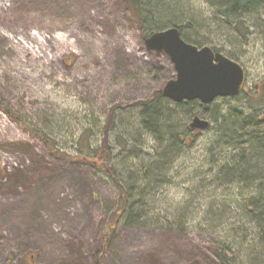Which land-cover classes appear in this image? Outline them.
<instances>
[{"label":"rangeland","instance_id":"rangeland-1","mask_svg":"<svg viewBox=\"0 0 264 264\" xmlns=\"http://www.w3.org/2000/svg\"><path fill=\"white\" fill-rule=\"evenodd\" d=\"M160 4L148 15L147 33L177 18L181 24L191 21L181 33H199L198 38L240 62L246 87L236 96H218L207 107L201 101L180 106L158 100L160 107L167 103L176 113L168 126L179 134L189 131V144L174 162L168 161L161 176L150 180L145 196L150 218L133 225L120 221L105 254L108 264H150L149 255L161 264H215L213 242L229 243L233 235L227 237L224 227L240 216L247 219L243 210L225 223L218 216L235 196L250 192L243 180L234 182L236 170L243 169L241 151L218 140L223 115L229 112L264 118V110L251 107L248 96L264 78V9L244 16L249 29L243 36L231 24H222L209 0ZM145 40L125 0H0V100L69 152L87 129L92 143L100 144L108 113L119 104L110 141L116 146L115 166L130 181L142 161L157 162L161 150L156 137L141 126L143 106L137 103L177 74L170 56L148 49ZM195 114L211 125L191 128ZM167 127L161 132L164 145ZM125 140L143 147L138 156L123 150ZM248 154L254 165L257 159L252 151ZM0 161L8 173L3 177L0 168V264H58L78 251L95 264L107 222L119 205L116 185L89 163L52 155L1 108ZM258 165L261 169L264 162ZM11 179L14 186L7 187ZM140 199L137 195L133 202ZM243 239V247L230 243L235 251L240 248L238 263L254 264L261 245L258 240L251 244L252 235Z\"/></svg>","mask_w":264,"mask_h":264},{"label":"trees","instance_id":"trees-1","mask_svg":"<svg viewBox=\"0 0 264 264\" xmlns=\"http://www.w3.org/2000/svg\"><path fill=\"white\" fill-rule=\"evenodd\" d=\"M125 1L128 8L131 10L133 20L138 23L145 38L154 31L166 28L167 25L165 27H158L150 33H147L149 20L148 15L154 9L157 10L162 7L160 4L161 0ZM209 1H211L212 4L217 8V11L221 16L220 19L222 21V24H231L236 30L242 33L243 36H246V33L249 29V25L247 24L244 16L264 9V0ZM171 9L173 8L171 7ZM171 16L173 17L174 15L171 14ZM177 16L178 15L174 17ZM181 20V18H177L172 21V24L169 23L168 26H178L181 31H183V29L188 25L192 26L191 21L181 24ZM198 35L199 33H195L194 36L193 34L188 35L182 32V37L187 42L196 44L198 46L210 44L209 40L207 41L206 39L204 40L203 38H198ZM210 46H212L215 50H222V48L217 45ZM229 57L233 58L232 56ZM248 96L250 98L249 104L251 107H253L254 109L264 110V78L260 83H258V85L255 86L253 90H251V94ZM160 98H164L165 100H169L171 102L173 101L163 96L161 91H157L153 96L137 103H140L143 106L140 112L141 126L144 130L153 134L160 143L161 150H158L157 154L155 155L159 158V160L151 164L145 163V161L143 160L141 165H139L137 172L130 177V181H126L117 170L114 162L117 154L116 146L112 145L110 141V132L113 129L116 112L118 109H120L119 104L115 105L108 113L106 123L102 129L103 137L100 141V144L95 145L92 143L91 129H87L83 133H81L76 140V144L74 146L75 151L69 152L62 149L58 145L57 138H55L49 132L38 129L32 123L27 122L25 117L21 113L13 110L11 107L7 106L0 100V108L6 111L10 119L18 123L21 128L25 129L28 134L34 139L42 140L52 155L58 158L68 159L76 163H89L94 168L105 174L118 188L120 192L119 205L114 210L113 214L110 216L107 222L104 241L99 249L95 252V255L98 257V261H96L95 264H108L105 254L106 247L109 242L111 231L118 225L120 221L124 220L126 225H133L145 220L147 221L150 218L148 216L150 214L148 209L149 205L148 202L145 201L146 190L148 185L150 184V180L153 179L156 174H158V176H161L159 172L166 170L167 167L165 166L168 165V161L174 162L180 154L185 153L184 145L189 144V131L183 134H179L175 130L174 126H168V122L173 117V115H176V113H174L173 109L170 108L167 103V105L165 104L160 107L161 103L160 101H158L160 100ZM155 99H157L156 102H153ZM192 101L199 102L200 100L195 99ZM182 103L190 104L192 102L186 100L178 103V105L183 106ZM203 105L205 107L208 106V104L204 103ZM242 111H236L238 113L233 114L229 112V116L223 115L224 128L222 131H220V137L218 141L224 145L226 144L228 147H233L235 150L241 151L239 158L240 160H238V163L239 166L241 165L243 167V169L236 170L239 174L237 175L238 177L236 181L234 179V182H237L238 179H241V182L243 180L246 183L244 188L250 189V192L248 191L245 194L242 192V196L240 197L235 196L232 199L233 205L225 204L224 209L219 210L218 216L221 221L225 223V221H228L229 219L234 217V213L236 214V216H240V210H243L247 216V219L243 220V218L240 216V220L232 222L231 226L224 227L227 237L233 235L232 240H230L229 243L223 241L213 242V245L210 249L214 254V260H217L215 264H239L238 255L240 248L237 252L234 250L231 244H236L240 247H243L240 240H244L243 237L246 239L247 235H252L251 244H253V241L255 242V240H258L261 245V250H258L254 256V264L256 260V264H260L259 261L264 256V177L261 175L264 174V167H261V169H259L258 167L259 162H261L262 164L264 162V118H256L253 116L245 117V114ZM213 120L217 122L218 118L214 115ZM166 127L169 129L170 135L167 139L168 143L164 145L163 141L165 140V138L161 135V132L162 129ZM189 130L193 131L190 127ZM122 147L123 150H126L129 153L131 152L132 154H137V156L139 155L138 152L143 148L141 146H138L136 141L131 140H125ZM249 151H252V157L257 159V162H255V164L251 166V162H249L248 159ZM119 153L120 151L118 152V154ZM234 158L236 159L237 157L235 156ZM0 168L2 172L1 175L3 177L7 176V170L2 166L1 161ZM229 169L233 170V168ZM255 171H257L256 175L251 174ZM137 181H140L139 183L142 184L143 188L138 185ZM6 184L5 185L7 187L14 186L12 185V179L6 182ZM144 184H146L147 186H145ZM137 195L142 198L136 201L138 204L136 202H133L135 196ZM193 212L194 210H191L190 214H192ZM211 212L215 213L214 209ZM220 225L223 224L221 223ZM239 235L243 237L237 240V237ZM259 255L262 257H259ZM85 256L86 255H84L82 252L78 251V253L75 254V256L71 260L62 261L58 264H90ZM149 260L150 264H161L156 261L155 257H151L150 255ZM186 264L202 263L193 261Z\"/></svg>","mask_w":264,"mask_h":264},{"label":"water","instance_id":"water-1","mask_svg":"<svg viewBox=\"0 0 264 264\" xmlns=\"http://www.w3.org/2000/svg\"><path fill=\"white\" fill-rule=\"evenodd\" d=\"M145 42L148 49L165 51L174 63L176 77L165 83L161 93L175 102L198 99L209 104L218 96H236L244 89L246 70L240 62L210 45L187 42L178 26L154 31ZM210 125L199 114L190 122L195 129Z\"/></svg>","mask_w":264,"mask_h":264}]
</instances>
